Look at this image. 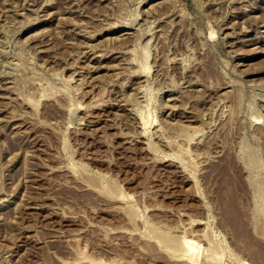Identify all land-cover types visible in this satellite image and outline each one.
<instances>
[{"label":"rangeland","instance_id":"obj_1","mask_svg":"<svg viewBox=\"0 0 264 264\" xmlns=\"http://www.w3.org/2000/svg\"><path fill=\"white\" fill-rule=\"evenodd\" d=\"M263 259L264 0H0V264Z\"/></svg>","mask_w":264,"mask_h":264},{"label":"bare ground","instance_id":"obj_2","mask_svg":"<svg viewBox=\"0 0 264 264\" xmlns=\"http://www.w3.org/2000/svg\"><path fill=\"white\" fill-rule=\"evenodd\" d=\"M254 43V42H253ZM263 52V51H262ZM95 56V55H94ZM100 57V56H99ZM95 58V57H94ZM97 58V57H96ZM101 59V58H100ZM96 67V66H95ZM94 68V67H93ZM95 69V68H94ZM97 122V121H96ZM97 124V123H96ZM232 184H233V182H232ZM230 189V188H229ZM228 194V195H227ZM227 194H226V196H225V198L223 199V202H224V206H225V214L227 215V214H231V215H229L230 217L231 216H233V222H234V226L236 227V226H238V227H242V221H241V214L239 213V211H238V209L236 208L237 206V202H238V200H234V197L233 196H231L232 195V192L231 191H228L227 192ZM239 203V202H238ZM225 221H226V218H225ZM244 227V226H243ZM244 229H245V227H244ZM166 238V240L167 241H169V242H173V244H174V242L175 241H171V239H170V237H165ZM189 241V240H188ZM188 241H186L185 242V244H187V247H188V250L186 251V252H189L190 253V257L191 258H194V256H196V253H197V248L195 247V245H194V243H192V241H191V243L190 242H188ZM248 241L251 243L252 241H251V239L250 238H248ZM168 242V243H169ZM172 244V243H171ZM176 244V243H175ZM178 244V243H177ZM255 245V244H254ZM176 247H177V245H176ZM255 249H256V247H255ZM254 250V249H253ZM264 260V259H263ZM263 262V261H262Z\"/></svg>","mask_w":264,"mask_h":264}]
</instances>
